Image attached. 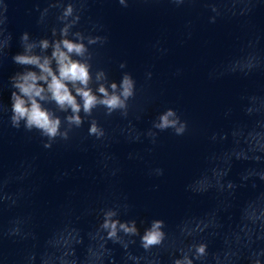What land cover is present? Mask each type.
Listing matches in <instances>:
<instances>
[{
    "label": "clouds",
    "instance_id": "9594fccd",
    "mask_svg": "<svg viewBox=\"0 0 264 264\" xmlns=\"http://www.w3.org/2000/svg\"><path fill=\"white\" fill-rule=\"evenodd\" d=\"M117 2L123 8L129 6V0ZM168 3L176 8L202 3L209 12L208 23L216 24L229 14L236 19L251 17L264 0H168ZM85 4L86 0H49L47 7L37 6L38 24L46 25L53 9L57 10L56 24L48 29L50 35L36 37L28 31L21 33L20 51L11 57L19 70L9 78V127L15 131L23 129L26 134L37 133L46 151L57 144L70 145L72 133L85 122L89 125L87 136L103 141L107 134L93 116L94 110L103 108L105 116L119 113L127 118L129 101L136 95V80L128 71H122L118 82L109 79L103 69L93 74V46H103L108 37L92 34L97 26L92 31L79 30ZM187 27L190 29V22ZM188 36L191 37V31ZM261 40V36L253 35L241 43L235 54L211 65L208 80L215 82L226 77L249 80L264 76ZM119 67L126 69L127 62L122 61ZM180 73L181 69H177L176 75ZM151 76V72L146 73L148 79ZM238 104L250 125L234 124L231 149L220 155H209L206 159L210 167L185 186V190L194 195L214 189L224 196L220 208L202 218L182 220L177 225L178 236L170 234L165 220L160 218L147 222L141 231L135 218H125L132 205L128 197L123 196L99 208H85L83 214L96 216L94 225L86 232L74 226L59 228L49 236L43 250L38 251L32 243L37 236L31 213H16L41 189V183L33 181L39 169L37 158L33 157L32 161H20L14 174L0 173V216L10 214L6 223H0V242L8 240L23 245L16 264H140L145 257L135 255L134 247L150 254L149 264H162V254L168 251L171 264H264V85L241 92ZM3 110L4 106L0 105V111ZM57 113L65 115L61 118ZM232 114V106L226 107L224 117L231 119ZM129 132L134 133L125 137L129 142H141L144 137L156 145L161 133L169 132L182 139L198 138L202 128L176 108L168 107L144 132L136 131L131 122ZM224 138L219 133L209 136L213 143ZM133 158L139 159V154L129 153V159ZM109 159L113 157L102 154L98 164L115 177L120 169L109 168ZM235 164L244 167L234 180L231 174ZM75 172L83 173L84 166L58 170L55 179L62 182ZM164 175L163 167L148 171L152 178ZM241 189H249L252 195L240 206L234 224L225 230L219 213L231 207L232 198ZM76 197L77 192L73 191L68 201ZM62 211L69 214L71 209ZM214 240L220 241V247L211 250L210 243ZM117 250L121 253L119 259Z\"/></svg>",
    "mask_w": 264,
    "mask_h": 264
}]
</instances>
